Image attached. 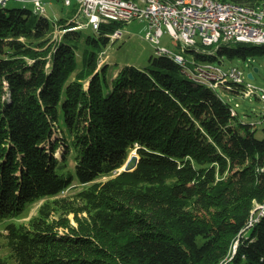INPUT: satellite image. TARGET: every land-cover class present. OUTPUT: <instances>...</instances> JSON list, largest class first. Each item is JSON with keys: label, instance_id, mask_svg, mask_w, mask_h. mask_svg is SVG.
I'll return each mask as SVG.
<instances>
[{"label": "trees", "instance_id": "trees-1", "mask_svg": "<svg viewBox=\"0 0 264 264\" xmlns=\"http://www.w3.org/2000/svg\"><path fill=\"white\" fill-rule=\"evenodd\" d=\"M124 24L82 40L73 18L0 8V250L15 264H264V138L167 55L109 78L99 57ZM263 49L185 53L221 62ZM134 151L136 168L121 171ZM72 200L89 217L59 232L52 216Z\"/></svg>", "mask_w": 264, "mask_h": 264}, {"label": "built area", "instance_id": "built-area-1", "mask_svg": "<svg viewBox=\"0 0 264 264\" xmlns=\"http://www.w3.org/2000/svg\"><path fill=\"white\" fill-rule=\"evenodd\" d=\"M10 1H16L23 5H36L39 12H45L44 3L51 0H0L4 6ZM66 6H71L73 0H60ZM79 9L74 21L90 26L93 31H98L102 24L113 21L130 23L138 19L146 21L148 30L145 39L157 46L158 53L171 52L176 58L188 61L195 68V76L198 70H205V77H213V84L220 88L221 75L231 74L235 78L244 79V72L238 67L223 69L215 62H200L192 57L189 61L182 53L161 47V39L167 34L173 39L182 51H186V45H194L212 49L218 44L255 42L264 40V25L254 22H239L232 14L223 12V1L207 0L202 3L181 2V10H174L172 6H164L159 1L149 0H76ZM234 9V8H233ZM78 19H83L81 23ZM81 21V20H80ZM118 30L114 35L121 37ZM202 78V77H201ZM264 89V88H263ZM230 91V90H229ZM241 95H250L249 92L238 91ZM264 101V96H259ZM229 101V100H228ZM238 107V105H236ZM233 107V106H232ZM234 115L238 112L233 107Z\"/></svg>", "mask_w": 264, "mask_h": 264}, {"label": "rangeland", "instance_id": "rangeland-1", "mask_svg": "<svg viewBox=\"0 0 264 264\" xmlns=\"http://www.w3.org/2000/svg\"><path fill=\"white\" fill-rule=\"evenodd\" d=\"M2 4L0 3V8H2ZM22 3H18L16 1H10L6 4L5 8L14 9V8H23ZM46 9V17L51 21H57L60 19H74L76 13L79 9V4L76 0L72 1L71 6H66L60 0H51L44 3ZM26 7L31 11H34L33 4H27ZM81 20V21H80ZM79 22L85 23L83 19H78ZM78 23V22H77ZM86 24V23H85ZM82 24L80 27L82 29L81 38L85 40L87 36L92 35L94 32L92 28L88 25ZM80 25V24H79ZM148 30V24L146 21H140L135 19L130 23L124 24L121 28V37L112 36V43L105 49V51L100 54L99 57V69L104 65L109 66L108 76L109 78H114L117 73L126 66H133L135 68L144 70L150 66L149 60L152 56H156L157 46L153 45L150 41L145 39L146 32ZM55 37H61L58 31L54 34ZM161 47L168 48L175 53H182L189 61H193L190 54H187L182 51V48L178 46V44L171 39L167 34L161 39L160 43ZM250 47H255L256 45L248 44ZM81 50L78 51L79 59L81 60V52L83 48H87L90 51L92 47H86L85 44L81 45ZM257 51V50H256ZM79 60V61H80ZM223 63L215 62L216 64H220L223 69H228L232 67H238L240 70L244 72V80L246 84H251L253 87L262 90L264 88V49L263 51L258 52H248L247 57L244 58H228L224 56L222 58ZM258 69V72L255 70ZM253 73V79H250L248 75ZM232 83L229 87H232ZM219 94L223 99L229 100L231 105L238 112L239 118L247 124L254 125L257 129V136L261 139L264 138V101L259 98L258 95H241V94H233L229 90L225 88L218 89ZM238 105V107L236 106ZM56 137H53L55 140ZM64 152V148L60 146L56 152V156L58 158H62V154ZM68 169L74 166V161L69 156L68 161ZM107 177L102 178L101 180H106ZM74 188H71L64 193L61 194L62 197H72L76 192L80 191L83 186H79L74 184ZM44 200H41L32 206L28 207L24 216L18 220L21 223H28V221L36 216L38 213V209ZM69 206H58L56 208V213L52 216V221L54 222L55 229L59 232H67L70 229V226L78 229L80 220L87 219L89 217L88 212L84 209L85 204L80 201H70ZM70 207V208H69ZM262 205H256L255 209L260 210ZM194 208V207H193ZM253 211L255 213L256 211ZM69 223L70 226L67 224ZM5 233V224H0V242L1 245H4V240L1 238V235ZM10 251L8 248L3 247L0 250V259L8 260L9 264H15L13 260L10 258Z\"/></svg>", "mask_w": 264, "mask_h": 264}, {"label": "bare ground", "instance_id": "bare-ground-1", "mask_svg": "<svg viewBox=\"0 0 264 264\" xmlns=\"http://www.w3.org/2000/svg\"><path fill=\"white\" fill-rule=\"evenodd\" d=\"M149 1H159L163 3L164 6H172L174 10H181V2L202 3L207 0H149ZM212 1H221V0H212ZM24 7H26V5H24ZM223 12H225V14H232V16L237 17L239 22L255 21L256 23L264 25V3L259 5L249 6V5L226 2V4H223ZM33 13L36 15H45V12H39L37 10L36 5H34ZM243 43L260 46V45H264V40L255 41V42H243ZM221 45H227V44H218L211 49L213 51L202 47L194 48V45H186V48L194 49L197 52L206 53L208 51H211V53H214L219 49ZM156 55H167L170 58H172L177 64L181 65L185 69H188L193 79L196 82L203 83L207 86H209V84H213V77H205V70H198V76H195V68L188 61H184L183 59L176 58V55L172 54L171 52H163V53L156 52ZM200 62H209V61H200ZM231 83L233 85L232 87H229ZM209 87L217 91L220 88H225L226 90L237 88L238 91L249 92L250 95L252 94L258 95L259 91H261L259 96H264V89L259 90L258 88L253 87L251 84H246L244 79L235 78V76L231 74L221 75L220 88L216 86H209ZM231 111L232 114L234 115L233 107Z\"/></svg>", "mask_w": 264, "mask_h": 264}, {"label": "water", "instance_id": "water-1", "mask_svg": "<svg viewBox=\"0 0 264 264\" xmlns=\"http://www.w3.org/2000/svg\"><path fill=\"white\" fill-rule=\"evenodd\" d=\"M255 71L258 72V69H256ZM248 77L250 79H253V77H254L253 76V73H250L248 75ZM138 161H139V158L137 156L136 151L135 152H132L129 160L127 161V163L125 164V166L121 169V171H127V172L133 171L136 168V166L138 164Z\"/></svg>", "mask_w": 264, "mask_h": 264}]
</instances>
